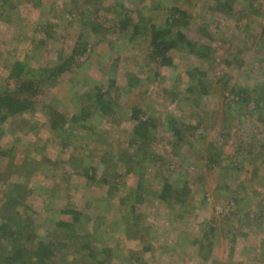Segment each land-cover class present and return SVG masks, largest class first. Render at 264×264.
I'll return each mask as SVG.
<instances>
[{"label":"rangeland","instance_id":"rangeland-1","mask_svg":"<svg viewBox=\"0 0 264 264\" xmlns=\"http://www.w3.org/2000/svg\"><path fill=\"white\" fill-rule=\"evenodd\" d=\"M51 1L55 3L52 13H49L51 6L48 3H44L45 7L43 6V10H40L34 8V2V4L31 2L20 4L14 1L12 5L18 4L19 23L15 20L6 23L0 19V87L7 83L9 85L12 83L11 86H13L9 75L16 61L26 60L31 69L41 74L42 68L49 67L52 70L58 68L64 56L74 48L79 39L83 43L85 41L91 43L90 47L93 49L91 53H87L84 58L76 61L82 64L88 58V62L92 61L91 68L84 70L79 66L70 74H66L64 80L59 83L55 80L48 81L43 87L46 89L45 92L39 98V106L45 103L44 105L47 104L50 109L56 110L63 106L71 110L69 82L75 79V75L80 74L91 83H100L105 90L109 89L110 79L115 77L117 84L112 95L119 97L126 111L135 105H140L146 114L150 115L152 111H156L157 116L163 117L168 112L174 117H182L186 123L194 124L195 120L188 119L191 116L190 106H180L178 100H173L168 92L171 88L181 90L186 87L188 81L186 68L203 66L206 70L208 69L212 81L217 82L227 75V79H231H229L231 84L239 82L240 79L243 82L245 73L252 75L251 72L260 68L259 58L255 57L254 53L263 55L264 52V0H257L255 6L249 8V14L246 12L247 4L244 5L243 0L234 2L230 11L219 4L220 0H150V6L148 1L142 0L143 5L140 9L136 7L139 3L137 0H100L103 3L102 9L112 7L113 12L107 14L113 25L110 23L107 32L102 35H93L89 26H81L84 22L80 20L67 28L72 17L68 14L70 7L64 6L63 3L67 4L72 0ZM122 1L124 7L141 10L144 20L151 19L156 25L165 23L172 6L186 11L189 14L186 20L189 24L187 26L182 24L180 28L187 39L198 48L207 45L212 47V56L215 60L210 64L202 63L200 59L193 56L194 54L186 53L188 51L179 52L175 54V67L159 69L161 77L156 75L155 64L146 65L144 47L136 45L135 41H129L124 32H119L116 12L121 10ZM61 9H63L62 12ZM138 10L136 16L141 17ZM255 11H259V14L254 16ZM136 16H134L135 21H138ZM253 16L255 17L254 25L247 24L246 17ZM78 17L80 15L76 16ZM82 18L87 16L83 15ZM40 21L55 24L57 35L48 37L46 33H43ZM85 22H87L86 19ZM20 29L24 31L21 32ZM180 45L183 44L180 43ZM31 53L36 55L32 58L28 57ZM230 54L232 58L238 54V58L244 60V65L240 69L235 62L230 64L225 62L229 60ZM29 72L27 70V74ZM130 74L140 79L138 88L131 90V94L127 89ZM162 76L166 77V80L163 81ZM258 81L264 80L260 77ZM216 84L219 86V83ZM57 98H60V101L56 100ZM226 103L227 99L218 96H208L205 99L206 109L218 110L216 123L205 134L207 145L227 141L223 144L226 153L230 155L233 150H239L237 144L240 143L238 140H241L244 141L242 142L244 146L254 142V149L261 150L264 143L262 133L264 130L262 128L261 131L260 127L255 128L258 125L256 121H247L245 125L241 124L240 128L235 127L233 130L235 132L229 138H225L226 140L219 135ZM26 117L30 119L33 117L34 120L41 122L36 132L25 129L27 121L21 117L11 123V130L6 131L0 139V181L2 182V184L0 182V189L1 191L4 189L3 184L21 181L35 189L34 191L43 187L57 189L59 187L56 184L61 177L66 178L63 181V196H56L54 203H47L46 197L36 192L19 208L21 213L26 211V207H32L34 210L32 221L36 231L34 242L31 243L33 249L40 240L54 239L68 244V249L58 252L50 264H97L93 258L89 257L90 250L82 247L87 242L95 253L102 256V251L106 247L112 249L113 252L109 251V260L105 264H264V227L251 226L247 218L242 222L243 218L231 209L234 207L233 202L221 196L215 197L210 192L209 200L204 203V208L199 207L196 213L186 215V212L181 213L179 210L173 211V214L169 213L166 204L159 201L161 183L166 178L167 175L164 176V173L167 171L163 168L164 166H159L156 162L152 163L151 157L155 158L160 154L171 155L179 163L180 173L185 171L190 178L198 176L202 170L196 156L190 157L189 161H182L185 151L194 145L193 140L187 136L179 142L160 124L154 141L149 143L142 152L144 157H140L137 161H124L126 153H129L127 149L133 150L132 146H129L133 123L128 121L117 123L113 119H106L96 125L90 124L91 120H87L84 124L96 126V133L99 132L103 138L97 142L95 139L80 137L78 139L80 145L75 142L72 147L79 146L77 152L72 148L63 149L51 131L42 127V124L48 125L47 118L40 110ZM201 132L202 129L196 130V135L199 136ZM16 142H18L19 150L13 154H6ZM152 143L153 146H151ZM207 148L208 146L203 151L206 152ZM82 150L84 155L90 152L88 165L84 163ZM180 152L184 153L180 155ZM26 159H29V163L24 164ZM55 160L59 161L57 165L59 169L53 171V163L48 161ZM70 160L72 162L69 164ZM66 161L67 164H65ZM261 162L264 164V158L260 159L257 165H261ZM39 163H43L39 169L28 170L30 164L37 167ZM20 165L21 169L18 168ZM89 166L97 169L96 175L100 183L97 181L98 184H95L90 181L89 177L92 174L85 175L83 169ZM202 167L207 174L208 189L211 191L214 186L213 173L204 167V163ZM262 167L261 173L264 175ZM64 173H70V175L64 176ZM114 175H120V179ZM103 181H106L103 184L105 186H101ZM66 198H70L72 204L86 216H90V225L93 227L90 231L97 232L96 234L75 232L67 236L66 231L58 229V221L71 219L69 215H62V209L70 206L66 205ZM124 200L131 201V204L124 205L125 208L134 206L135 213L131 214L130 221L125 220L120 224L118 220V223L110 226L103 224L100 226V222L99 226L93 225L92 221L95 218L98 220L103 218V221L108 223L106 218L112 220L113 216L118 215L116 219L121 217V214L113 209L118 208ZM96 201L98 203H95ZM2 206L3 203H0V220L3 219ZM99 207L100 210H98ZM253 208L256 209V205ZM233 224L238 229L232 228ZM78 226L84 228L83 223L78 222ZM231 230L238 233L233 235L238 236H233ZM0 244H2L0 255L3 256L5 249L2 248L3 245L5 247V243L2 241ZM143 247L150 249L145 250ZM133 255L140 256L141 260L132 258ZM1 260L0 264H4Z\"/></svg>","mask_w":264,"mask_h":264},{"label":"trees","instance_id":"trees-1","mask_svg":"<svg viewBox=\"0 0 264 264\" xmlns=\"http://www.w3.org/2000/svg\"><path fill=\"white\" fill-rule=\"evenodd\" d=\"M14 1L20 4L24 2H34V8L40 10H43V6L45 7L44 3H48L51 6L49 13H52L55 9V3H52L51 0H0V19H3L6 23L13 20L17 23L20 21L18 4L12 5ZM137 1L139 3H137L136 7L138 9L142 8V0ZM143 1H148V6H150V0ZM236 1L238 0H220L221 3L219 4H222L226 10L230 11L232 5ZM243 1L244 5L245 3L247 4L246 12L249 14V8L251 6L253 8L257 0ZM63 4H65L64 6L70 7L68 14L72 17L73 21L67 25V28H69L71 24L78 23V20H80L84 22L81 26H89L93 35H102L107 32L106 30L110 27V23L112 24L111 19L107 16V14L113 13L112 7L102 9L103 3L100 0H72L70 3ZM120 6L121 10L116 12L119 32H124V35L129 41H135L137 43L136 45H142V48L144 47L143 49L146 50L144 54L146 65L155 64L156 70H154L156 75H160L161 77L159 69L164 68L163 70H165L175 67V54L179 52L188 51L186 53L190 55L194 54L193 56L200 59L202 63L210 64L215 60L212 56V47L207 45L198 48L192 41L187 39V36L180 28L182 24L184 26L189 24L186 21L189 16L186 11L172 6L169 10V15L166 17L165 23L163 25L157 23L158 25H156L151 19L147 21L144 20L141 10L137 9L138 12L141 13V17H137L136 9L131 10L128 6L124 7L123 1ZM60 11L62 12L63 9ZM258 12L259 11H255L254 16L258 15ZM75 15H80V17L76 18ZM83 15L87 16L88 19L82 18ZM134 16L139 20L135 21ZM254 16L246 17L248 18L247 24L254 25ZM85 19L87 22H85ZM39 23L43 27L42 32L46 33L48 37H53L54 34L57 35L54 28L57 27L55 24L51 25L50 22L42 23L41 21ZM61 28L63 29V26ZM251 29L253 30V28ZM20 30L21 32L24 31L22 29ZM17 41L19 40L17 39ZM180 43L183 45L181 46ZM90 44L91 43L86 41L83 43L82 40L79 39L74 48L64 56V60L60 63L58 68L53 70L49 67L42 68L41 74L39 71L37 72L34 71L33 68L31 69L26 60L15 62L14 68L9 75L10 80L13 81V86H11L12 83L10 85L7 83V85L0 87V139L6 131L11 130V123L14 122L15 119L21 117L27 121L25 129L36 132L41 122L34 120L33 117L30 119L26 116L33 115L37 110H40L47 118L48 126L42 124V127L51 131V134L56 138L58 143L61 144L63 149L72 148L75 142L80 145L78 139L82 136L90 140L95 139L97 142L102 140L103 136L95 131L97 129L96 126H87L84 124L87 120H91L90 124L96 125H99L102 121H106V119H113L117 123H119V121H128V123L134 124L132 133L129 137L131 141L129 146H132L131 148H133V150L130 151L129 148L127 149L129 153H126L124 161H137L140 157H144L142 152H144L149 143L154 141L158 126L162 124L165 131L171 133V136L177 138L179 142L183 141L186 136L193 140L194 145H192L188 151H185V153L180 152L179 154H185V156H182V161H189L190 157L196 156L197 162H199L198 164L201 166L200 169H202L198 176L190 178L189 174L185 171V173H180L178 170V168H180L178 167L179 163L176 162L171 155H169L171 156L169 157L168 155L165 156L160 154L155 156V158L154 156L150 158L152 159V163L156 162L159 166H164L163 168L167 171L164 173V176H167L161 183V191L158 198L160 202L166 204L168 212L173 214V211L179 210L181 213L186 212V215H192V212L196 213L199 207L200 209L204 208V203L208 202L211 192L215 197L221 196L233 202L234 207H231V209L235 214H239V216L243 218L242 222L247 218L251 226L264 227V175L261 173V167L264 166V164L261 162V165H257L258 161L264 158V143H262L261 150H255L254 142H249L250 144L244 146V143H242L244 141L238 140L240 141V143L237 144L239 150H233L232 154L229 155L226 153L223 144V142L226 144L227 141H220L216 144L208 143L207 145L205 139V134L208 132V129L216 123L218 119L217 109L208 110L205 108V99L208 96H218L219 98L227 99V103L224 105V112L222 113V127L219 132L222 139L226 140L225 138H229V136L235 132L233 131L235 127L240 128L241 124L245 125L247 121H256L258 125L255 126V128L260 127V130L262 128V130H264V81H258L260 77L264 80V52L263 55L254 53V56L259 58L258 64H260V68L253 72L250 71L252 75L245 73L243 75V82H241L240 79L238 80L239 82H235L234 84H231L230 78L227 79V75L220 78L217 82L212 81L209 77L208 69L206 70L203 66L186 68L185 72L188 78L186 87L181 90L171 88L167 91L172 95L173 100H178L180 106H190L191 116H189L188 119L195 120L194 124L186 123V121H183L184 119L182 117H174L168 112L163 115V117L157 116L156 111H152L150 115L146 114L140 105H135L129 111H126L125 106L122 102L120 103L119 97L117 95H112L117 84L115 77L110 79L108 84L109 89L105 90L100 83H91L80 74L75 75V79H71V82H69L71 110H67L63 108V106L56 108V110L50 109V107H47V104L44 105L45 103L39 106V98L45 92L46 89L43 87L48 81L55 80L57 81L56 83H59V81L64 80L63 78L66 74H70L79 66L80 68L83 67L84 70L91 68L90 64L92 61L88 62V58L82 64L76 63L79 58H84L87 53H91L93 49L90 47ZM248 49L250 48L248 47ZM35 55L36 54L31 53L30 56H27L32 58ZM228 58L229 60H225V62L229 64L235 62L238 64V69L244 65V60H240L238 54L234 55L233 58L232 54H230ZM27 70L30 71L29 74H27ZM162 79L164 81L166 77L162 76ZM139 82L140 79H138L136 75L130 74L128 76L127 89L129 93L131 90L134 91V88H138ZM216 83H219V86ZM56 100L60 101V98ZM144 116L145 118H143ZM200 129H202V132L199 133L200 135L198 136L196 135V130ZM262 133L264 135V131H262ZM187 141L189 142V140ZM17 145L18 142L14 143L13 147L9 149L6 154L17 152L19 150ZM151 146H153V143ZM206 146H208V148L206 152H204L203 150ZM78 148L79 146H76L72 149L77 151ZM83 153L82 150V154ZM89 155L90 152H88V155L83 154L85 158L84 163L86 165H88V161L90 160ZM127 155L129 157H127ZM107 157L106 155V158ZM239 157L241 158L239 159ZM71 160L68 161L69 164L72 162ZM48 162L53 163V171L59 169L57 166L58 160ZM106 162H108V160H106ZM26 163H29V159L24 161V164ZM201 163H204V167L213 173L214 186L211 191L208 189L207 174L204 173ZM42 164L43 163H39L37 167L30 164L28 170L39 169ZM65 164H67V161ZM21 167L20 165L18 168L21 169ZM262 169L264 170L263 167ZM83 170L86 176L92 174L89 177L90 181L95 184H98V182L100 183L98 175H96L97 169L95 167L89 166L85 167ZM68 175H70V173H64V176ZM115 177L120 179V175ZM65 180L66 178L64 179V177H61L59 183L56 184L59 187L57 189L43 187L38 191H34L35 189L28 187L24 181L20 183L10 182L9 184L2 185L4 189H2V191L0 189V203H3V219L0 220V243H2V241L5 243V247L3 245L2 248L5 249L3 256L0 255L2 263L50 264V261L58 252H64L68 249V244L54 239L48 241L40 240L36 248L33 249L31 243L34 242V232L36 231L35 224L32 221L34 210L32 207H26V211L23 213L19 210L26 202V199L28 200V198L36 192L45 196L47 203H54V198L56 196H63L62 187L63 181ZM105 183L106 181H103L101 186H105L103 185ZM118 183L121 182L118 181ZM63 193H65V191ZM65 202H67L66 205L70 206L69 208L62 209V215H69L71 219L68 221H58V229L66 231L67 236L75 232L96 234L97 232L92 233L90 231L91 228H93L90 225V216H86L83 211L77 209L76 205L72 204L70 198H66ZM95 203L98 202L96 201ZM125 204H131V201L124 200L118 208L113 209L116 213L119 212L121 217L119 216V218L116 219L118 215L113 216L112 220L106 218V220L109 221L108 223H106L107 221H103V218H99V220L95 218L92 221L94 222L93 225L99 226L98 224L100 222V226H102V224L110 226L113 223H118V220L120 224L124 223L125 220L130 221L131 214L135 213L134 206L130 205L125 208ZM255 205L256 209L253 208ZM98 210H100V207ZM78 222L83 223L84 228L80 226L77 227ZM232 228L238 229L235 224L232 225ZM233 231L234 230L230 231L232 235L238 234ZM233 236L237 237L238 235ZM88 243L89 242L84 243L82 247L86 250H90V254H88L89 257L93 258L97 264H105L108 262L110 255L109 251L113 252L112 249L106 247L102 251V256L101 254L95 253L94 249H92ZM1 245L2 244H0V246ZM143 248L145 250L150 249L148 247ZM133 257L136 260H141L140 256L133 255L132 258Z\"/></svg>","mask_w":264,"mask_h":264}]
</instances>
